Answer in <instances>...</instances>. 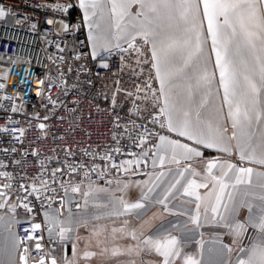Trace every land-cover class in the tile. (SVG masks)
I'll return each instance as SVG.
<instances>
[{
	"label": "built area",
	"instance_id": "1",
	"mask_svg": "<svg viewBox=\"0 0 264 264\" xmlns=\"http://www.w3.org/2000/svg\"><path fill=\"white\" fill-rule=\"evenodd\" d=\"M67 3L68 13L57 7ZM0 9V190L27 205L16 230L30 261L58 242L44 233L42 209L61 207L72 187L149 171L167 131L140 37L139 52L127 42L94 55L77 0H0Z\"/></svg>",
	"mask_w": 264,
	"mask_h": 264
},
{
	"label": "snow or ice",
	"instance_id": "2",
	"mask_svg": "<svg viewBox=\"0 0 264 264\" xmlns=\"http://www.w3.org/2000/svg\"><path fill=\"white\" fill-rule=\"evenodd\" d=\"M109 3L112 20L117 28H120L119 21L130 15L131 6L139 5L136 16H144V19L140 21L136 34H125L123 37L115 38L127 39L129 48H136L133 41L139 36L143 43L148 45L151 68L160 86L159 99L163 102L159 106V113L163 117L160 127L191 141V144L182 143L180 140L160 135V143L156 146L163 153L159 157L160 164L163 165L165 154L168 153H171L169 159L179 164L180 158L185 161L194 158L202 160L204 159L202 150H214L229 155L235 151L241 162L247 161L250 164L264 166V127L260 129L259 135L254 127L264 125V0H109ZM102 4L103 0H79V7L84 11V22L90 28L92 27L91 18L97 15V10L102 8ZM57 7L68 13L74 5L67 3ZM4 15V10L0 9V17ZM47 23L52 24L53 21L49 20ZM61 24L65 30L72 26L63 21ZM96 27L99 28V24ZM133 28H137V25L134 24ZM121 32L126 30L121 29ZM101 39L105 38L89 32L90 41ZM209 40L211 48L206 55L205 49ZM98 46L107 51L109 44L100 43ZM115 46L119 47V44ZM136 50L140 51L139 48ZM213 55L214 64L212 63ZM193 60L196 61L195 66H193ZM216 72L219 73V88L223 89L221 110L220 113H216V116L222 115L223 107L226 106L228 109L223 125L219 123L218 118L215 123L211 119H204L200 111L210 104ZM147 86L150 87V85ZM2 87L3 85H0V88ZM183 92L187 95H183ZM195 93H200L202 97L198 107L192 103ZM228 124L232 129L230 136ZM140 139L143 141V136ZM231 141H235V144L233 145ZM143 155L148 156L149 153L145 152ZM122 166L113 165L114 168ZM217 167L222 169L220 176L213 174V169ZM185 171H191L193 176L199 175L190 166H186L179 175L183 177ZM205 171L207 173L205 180L210 178L213 192L207 193V196L201 195L197 189H208L209 184L197 183L194 179L188 180L183 186V195L192 196L196 201L197 213L190 217L191 222L200 227L199 209L201 203H204L205 219H208V213L211 212L213 222L229 229L234 244L242 243L249 227L255 229L259 239L253 238V243L240 247L239 250L245 253V258L239 259L237 264H264V203L259 206V214L255 215L252 212V203L244 199L248 193L240 195L238 191V185L251 184L254 169L228 161L221 162L215 158L207 162ZM0 175L6 174L0 173ZM163 175L164 173H160L156 179L159 180ZM256 175L264 178V172H257ZM226 177L229 178L227 181ZM177 184H180L179 179L164 190L162 198L159 194L155 198V202L163 205L165 211L168 210L166 202ZM259 186L264 188V179H261ZM124 187L127 188L128 185L125 184ZM158 187L159 185L152 181L146 191L142 188L141 197L136 202H128L123 197L116 198V202L111 204V210L104 215L123 217L133 213L134 210L145 209V202L150 201L151 194ZM226 189L230 190L225 191ZM72 191H80L79 186L72 187ZM83 194L87 197L90 192ZM259 199L264 202V195H260ZM96 207L108 208L109 205L97 204ZM241 208H247L249 212L244 221L237 219ZM28 210L31 211V209ZM101 218L100 215L92 217L94 220ZM135 218H140L139 212L135 213ZM48 220L49 223H56L55 217H48ZM73 222L79 227L87 225L89 221L81 216L75 221L69 218L66 223ZM60 223L63 225L65 222ZM128 223L125 220L124 226L113 229V232H124ZM177 227L178 225H172L174 229ZM39 228V224L32 225V231ZM52 231L53 229L50 228V234ZM70 231H72L70 227L61 226L60 239H67V233ZM10 235L11 248H15L16 234L10 233ZM127 235L132 240L138 241L137 244L126 248L125 252L128 255L135 253L140 256L144 252L155 254L159 257L158 264H178L177 257L181 258L182 264H202L194 255H188L182 251V239L167 229L163 232L157 231L155 234L150 232L147 235L141 232L138 236L136 229L133 228ZM29 239L32 237L29 236ZM225 247L229 252L232 251L231 247L227 245ZM36 249L41 250L39 243ZM27 251L28 249H25V252ZM118 254L124 253L113 250V256ZM8 255L9 260L0 261V264H12L11 252ZM84 255L88 257L92 253L85 252ZM19 261L20 264H28V258L24 253L19 254ZM33 264H49V262L41 257L35 258ZM50 264H58V260L53 258ZM129 264H135V261H130Z\"/></svg>",
	"mask_w": 264,
	"mask_h": 264
},
{
	"label": "crops",
	"instance_id": "3",
	"mask_svg": "<svg viewBox=\"0 0 264 264\" xmlns=\"http://www.w3.org/2000/svg\"><path fill=\"white\" fill-rule=\"evenodd\" d=\"M79 3V0H77ZM81 14L84 17V11L81 9ZM139 10L138 4H133L129 9L130 15L124 17L119 21L120 28H117L112 20L111 4L109 0H103L102 8L97 10V15L91 18L90 28L85 22L88 40L89 32L91 31L98 37H104L99 41H90L89 46L91 52L95 55H100L106 52L104 48L99 47L100 43H108V49L116 47L115 45H122L127 43L128 40L121 38L116 39V36L123 37L125 34L135 35L138 30L139 23L144 19V16H136ZM150 15V14H149ZM99 24V28L96 25ZM137 25V28H133V25ZM121 29H125L126 32H121ZM206 29V22H205ZM139 36H137L138 38ZM211 41H208V45L205 49L206 55L210 52ZM215 57L212 56V63L214 64ZM196 61L193 60V66ZM191 71V69H189ZM219 73L216 72L215 84L213 87V96L210 99V104L205 108L200 109L202 117L204 119H211L213 123L219 119L220 124H224V117L227 116V107H223L222 115L216 116V113H220L223 89L219 88ZM158 86L159 82L157 81ZM160 87V86H159ZM218 92V95H217ZM187 95L186 92L182 93ZM159 95V90H158ZM201 94L195 93L192 103L198 107L201 101ZM160 100V99H159ZM162 105V100H160ZM195 118V113H193ZM257 135L264 125H255ZM228 135H231V125H227ZM167 131V129H166ZM169 139L180 140L182 143H189L184 137H179L175 133L166 132L164 134ZM160 143L158 138V143ZM234 145L235 141H231ZM204 151V159L194 158L189 161H185L180 158V163L172 162L169 157L171 153L165 154V160L163 165L160 164L159 157L161 151L156 147L152 153V168L144 173L137 175H122L107 183H91L83 186H79L80 191L73 192L72 190L65 194L63 204L61 207H48L41 210V219L44 225V233L50 237H56L58 242L48 247L47 254L58 260L60 264H129L130 261H135V264H158L159 257L155 254H149L147 252L142 253L140 256L128 255L125 250L129 245H135L138 241L132 240L127 233L133 228L136 229V233L139 236L141 232L145 235L155 234L157 231L163 232L167 229L172 232L173 235L178 236L183 241L182 251L188 255H194L196 259L200 260L202 264H237L236 261L230 259L231 256H235L236 250L239 246L249 245L252 237L256 240L259 239L257 231L251 227L248 228L244 235L242 243L237 245L233 243V237L227 227L218 225L211 219V212L208 213V219H205L204 203H201L199 209L200 227L194 225L190 217L196 215V201L192 196L183 195V186L188 180H195L197 183L207 182L209 188H200L197 191L201 195L207 196V193L213 192L211 187V180L208 178L205 180L207 173L205 171L206 164L209 160L218 158L221 162L228 161L238 166L252 167L254 169L251 177V184L238 185V191L240 195L247 192L248 195L244 196V199L252 203V212L255 215L259 214V206L264 203L259 199L260 195H264V188L259 186L261 177L256 175L257 172H264V166L258 164H250L247 161L241 162L239 156L233 151L231 155L217 152L214 150H202ZM155 154V155H153ZM186 166H190L199 173V175L193 176L191 171H185L184 176L179 175L180 171L184 170ZM222 169L217 167L213 169V174L216 176L221 175ZM164 173L159 180L156 177ZM231 175V174H230ZM177 179L180 180V184L172 190L167 203L168 210H164V206L157 204L155 198L159 194L160 198L163 196L164 190ZM229 178L226 177L227 181ZM234 179V177H233ZM149 182L145 184L144 182ZM155 181L159 187L154 193L151 194V199L146 203V208L142 210H134L133 213H129L123 217H111L106 216L111 210V204L116 202V198L123 197L128 202H136L141 197L142 188L146 191L148 186H151V182ZM125 184L128 185L125 188ZM230 189H226L228 191ZM84 192H90V195L85 197ZM211 199V198H209ZM73 201L77 202L75 207L71 206ZM109 205L108 208L100 207L96 205ZM0 261L7 262L9 260L8 253L11 252L12 264H20L19 254L22 247L17 235L16 225L22 220L27 219L25 207L19 201L18 192L16 190H0ZM79 205V207H78ZM140 213V218H135V213ZM47 214V215H46ZM94 215H100L102 218L94 220ZM249 215L247 208H241L237 219L244 221ZM85 217L88 219V223L85 226H77L75 222L66 223L69 218L75 221L78 217ZM48 217H55L56 223H49ZM127 220L129 223L125 227L124 232L116 231L113 229H120L124 226L123 222ZM65 223L61 225L60 222ZM178 225L177 228H172V225ZM161 225L163 227H161ZM70 227L72 231L67 233V239L61 240L59 236L60 227ZM186 226V227H185ZM53 231L50 234L49 229ZM16 234L17 246L11 248V235ZM202 242V243H198ZM225 245L231 247L232 251H228ZM113 250H117L120 253L116 256L112 255ZM92 253L91 256L85 257L84 253ZM237 256V255H236ZM178 264H182L181 258H176Z\"/></svg>",
	"mask_w": 264,
	"mask_h": 264
},
{
	"label": "rangeland",
	"instance_id": "4",
	"mask_svg": "<svg viewBox=\"0 0 264 264\" xmlns=\"http://www.w3.org/2000/svg\"><path fill=\"white\" fill-rule=\"evenodd\" d=\"M16 80H17V79H12V80H11V83L14 84ZM253 238H254V237H252V239H253ZM253 242H254V239L251 240L250 242L248 241L247 244L250 245V244L253 243ZM245 246H248V245H245ZM240 247H242V246L240 245L238 248L240 249ZM239 249L236 250V253H237L236 255H237V256L235 255V256H231V257H230V259H233V262H232V263H234V261L237 262L239 259H243V258H245V253L240 252Z\"/></svg>",
	"mask_w": 264,
	"mask_h": 264
},
{
	"label": "water",
	"instance_id": "5",
	"mask_svg": "<svg viewBox=\"0 0 264 264\" xmlns=\"http://www.w3.org/2000/svg\"><path fill=\"white\" fill-rule=\"evenodd\" d=\"M25 248V246L23 247V249ZM21 253H23V252H21ZM45 260H46V262H49V264H50V261H51V259H53V257H43ZM20 262V261H19ZM33 262H34V260H28V264H33ZM58 264H60L59 262H58Z\"/></svg>",
	"mask_w": 264,
	"mask_h": 264
}]
</instances>
